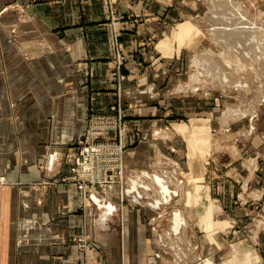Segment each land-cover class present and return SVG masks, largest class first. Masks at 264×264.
Masks as SVG:
<instances>
[{
    "label": "crops",
    "instance_id": "obj_1",
    "mask_svg": "<svg viewBox=\"0 0 264 264\" xmlns=\"http://www.w3.org/2000/svg\"><path fill=\"white\" fill-rule=\"evenodd\" d=\"M113 2L123 15L154 10L160 18L140 30L155 40L173 3ZM102 7L101 0H0V264H213L217 252L206 245L212 232L197 234L225 210L212 208L207 188L183 193L190 150L171 121L156 118L161 98L153 84L137 97L125 89L133 76L121 83L120 104L136 105L127 114L129 131L138 128L144 139L122 153L114 182L82 202L75 185L61 179L66 153L84 132L82 113H105L116 103ZM133 36L119 38L131 64L124 70L151 73L134 61ZM85 68L90 93L69 96L65 90L80 85L78 69ZM75 236L85 248L74 245Z\"/></svg>",
    "mask_w": 264,
    "mask_h": 264
},
{
    "label": "rangeland",
    "instance_id": "obj_2",
    "mask_svg": "<svg viewBox=\"0 0 264 264\" xmlns=\"http://www.w3.org/2000/svg\"><path fill=\"white\" fill-rule=\"evenodd\" d=\"M101 4L116 103L105 113L96 109L82 113L86 116L84 131L94 124L93 117L118 114L127 134L122 151L137 145L144 136L138 128L129 131L127 114L134 113L136 105L120 104L121 83L125 76H133L125 89L137 97L145 96L147 87L154 85L161 98L154 110L156 118L171 121L182 146L190 150L191 175H182L187 187L183 193L189 197L190 192L207 188L214 198L212 208L225 210L223 216L209 217L207 231L197 232L198 237L212 232L206 245L217 252L213 264H264V0H174L162 12L168 18L167 26L159 30L156 40L140 30L160 18L154 10L123 15L113 0H101ZM229 29L223 38L216 35ZM126 31L134 35V61L147 64L151 73L124 70L131 65L119 40ZM238 33L245 37L243 41L237 39ZM146 50L150 57L143 61L140 54ZM77 63L85 62L79 59ZM78 70L81 83L65 90L69 96L83 90L90 93L86 88L89 69ZM147 75L150 81H145ZM82 140L78 138L66 153V177L75 166ZM122 155L114 164L116 175L123 168ZM195 223L203 227L200 218ZM75 237L72 241L77 245L81 238Z\"/></svg>",
    "mask_w": 264,
    "mask_h": 264
},
{
    "label": "built area",
    "instance_id": "obj_3",
    "mask_svg": "<svg viewBox=\"0 0 264 264\" xmlns=\"http://www.w3.org/2000/svg\"><path fill=\"white\" fill-rule=\"evenodd\" d=\"M122 119L118 114L93 117L91 121L94 124L82 134L83 140L78 145L80 150L75 166L71 175L64 178V181L75 185L82 202L88 198L93 188L108 185L114 182L117 176L116 169L113 170L114 164L127 145V134ZM111 133L113 136H110ZM116 133L119 134L118 138ZM76 243L81 249L86 246L82 238Z\"/></svg>",
    "mask_w": 264,
    "mask_h": 264
},
{
    "label": "bare ground",
    "instance_id": "obj_4",
    "mask_svg": "<svg viewBox=\"0 0 264 264\" xmlns=\"http://www.w3.org/2000/svg\"><path fill=\"white\" fill-rule=\"evenodd\" d=\"M242 20H244V17L242 18ZM236 24H238V22L236 23ZM228 29V28H227ZM230 31V29L229 30H222L221 32H217V34L216 35H219V38H223L228 32ZM239 34V33H238ZM244 38L245 37H242V36H240V34H239V37H237V39H239V40H241V41H243L244 40ZM240 41V42H241ZM246 43V42H245ZM244 43V44H245Z\"/></svg>",
    "mask_w": 264,
    "mask_h": 264
}]
</instances>
